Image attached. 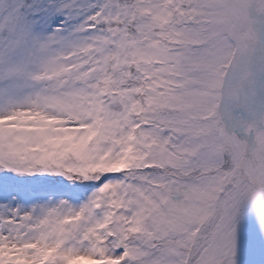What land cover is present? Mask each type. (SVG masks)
I'll use <instances>...</instances> for the list:
<instances>
[{"label":"snow or ice","instance_id":"6c2138e0","mask_svg":"<svg viewBox=\"0 0 264 264\" xmlns=\"http://www.w3.org/2000/svg\"><path fill=\"white\" fill-rule=\"evenodd\" d=\"M0 264H264V0H0Z\"/></svg>","mask_w":264,"mask_h":264},{"label":"rangeland","instance_id":"374dc122","mask_svg":"<svg viewBox=\"0 0 264 264\" xmlns=\"http://www.w3.org/2000/svg\"><path fill=\"white\" fill-rule=\"evenodd\" d=\"M88 191H89V189L86 188L84 191H80L77 194L74 193L73 195H70V196H72L74 199H79V198L83 197L84 195H86ZM37 196L40 199H46L49 196H53V197L54 196H69V194H65V193H61V192L57 193V192H49V191H44V190H38L37 191Z\"/></svg>","mask_w":264,"mask_h":264},{"label":"trees","instance_id":"16d2710c","mask_svg":"<svg viewBox=\"0 0 264 264\" xmlns=\"http://www.w3.org/2000/svg\"><path fill=\"white\" fill-rule=\"evenodd\" d=\"M38 185H40V182H36ZM86 188L84 187H76V188H72V187H65L62 190H57V191H51L48 188L44 187V186H40L38 188V190H44V191H49V192H61V193H65V194H69V195H73L74 193H79L80 191H84Z\"/></svg>","mask_w":264,"mask_h":264}]
</instances>
